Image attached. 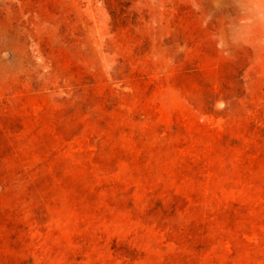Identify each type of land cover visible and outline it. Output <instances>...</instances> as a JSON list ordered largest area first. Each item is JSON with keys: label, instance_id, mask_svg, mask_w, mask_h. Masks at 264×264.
Returning <instances> with one entry per match:
<instances>
[{"label": "rangeland", "instance_id": "1", "mask_svg": "<svg viewBox=\"0 0 264 264\" xmlns=\"http://www.w3.org/2000/svg\"><path fill=\"white\" fill-rule=\"evenodd\" d=\"M0 264H264V0H0Z\"/></svg>", "mask_w": 264, "mask_h": 264}]
</instances>
